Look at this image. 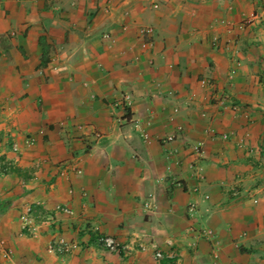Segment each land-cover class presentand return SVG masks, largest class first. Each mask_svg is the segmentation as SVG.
<instances>
[{"label":"crops","instance_id":"1","mask_svg":"<svg viewBox=\"0 0 264 264\" xmlns=\"http://www.w3.org/2000/svg\"><path fill=\"white\" fill-rule=\"evenodd\" d=\"M165 259L264 264V0H0V264Z\"/></svg>","mask_w":264,"mask_h":264},{"label":"built area","instance_id":"2","mask_svg":"<svg viewBox=\"0 0 264 264\" xmlns=\"http://www.w3.org/2000/svg\"><path fill=\"white\" fill-rule=\"evenodd\" d=\"M250 22V21H249ZM221 103L220 104H224L225 103V100L222 98L219 100ZM66 166L63 167V169L65 168ZM76 172H79L78 169H74ZM63 211H67L66 208H61ZM98 243L104 247V248H107L109 250H117L118 247H117V243L109 236H106V235H103V236H100L98 237L97 239ZM60 248V247H59ZM154 256L156 258H159L161 256L160 252H155L154 253Z\"/></svg>","mask_w":264,"mask_h":264},{"label":"trees","instance_id":"3","mask_svg":"<svg viewBox=\"0 0 264 264\" xmlns=\"http://www.w3.org/2000/svg\"><path fill=\"white\" fill-rule=\"evenodd\" d=\"M40 45H41V53H40V58H39V65L43 66L46 64V62L48 61L47 58V46L46 44L41 40V38L39 39ZM103 236V235H91V240L94 241L96 244L100 245L97 241L98 237ZM168 264H173L171 261V259H165Z\"/></svg>","mask_w":264,"mask_h":264}]
</instances>
